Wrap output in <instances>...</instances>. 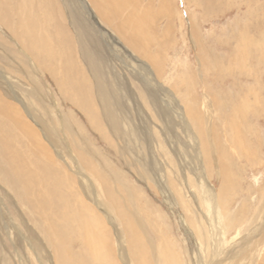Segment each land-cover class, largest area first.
<instances>
[{"label":"rangeland","instance_id":"374dc122","mask_svg":"<svg viewBox=\"0 0 264 264\" xmlns=\"http://www.w3.org/2000/svg\"><path fill=\"white\" fill-rule=\"evenodd\" d=\"M26 1H28L27 5L33 6V10L43 19L42 24L39 26L40 29L45 30V32L43 30L45 38L49 41H46V44L49 46L51 43L49 47H53L51 52L53 49L58 51H53L55 56L52 57V60L43 62L47 73L41 77L44 83L48 84L47 90H49V93L55 94L53 97L56 104L53 105L51 102L44 101V104H42L36 97L30 96L27 91L35 88L36 82L31 80L28 84L29 80L25 77V74L18 72L17 68L11 66L10 59L16 57L15 50L18 49V46L12 40L14 36L16 37L14 32H16L17 23L19 24V30L25 32V34L16 39L27 49V40L32 38L28 34L30 33L29 28L18 22L22 17L21 14L18 15L20 16L19 19L16 18L15 10L21 0H0V70L7 74L9 82L16 90L18 89L19 93L22 88H26V91L23 92L22 90L20 95L24 100L28 99L26 103L30 106L29 108L33 106L36 110H41V112L39 111L41 114L40 120H47L51 117V120L54 118L59 123V120L64 117L65 120H71L73 123L72 132L66 129L63 130L62 124H60L58 130H61L57 133L61 138L57 140V146L53 148L49 145L50 149H41L39 157L40 160L49 163L47 165L49 166V173L55 174L59 178L61 188L56 193L57 197H66L75 208L84 211L85 219H87L89 225H92L90 234H95V236L90 237V242L95 247L92 249L97 250L95 246L97 245L101 253H106L112 259L115 260L116 258L121 263V257H123L128 262L130 260V264H132L133 249L126 237V229L118 219L119 214L116 212L118 206L115 204L117 201L123 206H129L131 203L135 204L136 202L137 207L143 210L144 217L148 216L152 222L162 224L165 229L163 231L171 238V241H174L173 243L178 246L182 244L180 241L183 237L181 224L186 222L189 225V222L195 218V211L193 192L187 191L188 194L185 195L184 192L186 193V191L178 193L172 188V185L179 181L177 168H179L178 164L180 162L183 169L182 180L188 181L190 188L196 192L197 204L195 206H200L207 216L215 217L216 228L222 238L223 252L226 253L223 260H220L221 263L264 264V62H260L257 58L260 56L259 46L262 45V42L264 43V0H220L221 2L219 0H169L164 8L161 7L163 0H136V2L135 0H116L121 4L125 3V9L123 8L125 17L131 11L137 13L138 16L141 13L147 16L150 9L155 14L152 16L151 21L155 43L152 48L153 59L149 63L152 65L153 77L158 84L150 76L149 78L154 86L151 90H155L153 94L156 93L157 97L163 99L159 102L161 107H167L165 103L167 98L173 103L176 100L180 106L178 108L182 113V118H179L174 112H170L168 117L161 115L163 117L161 118L158 113L159 106L157 104L156 106L153 105V97L148 90L149 88L144 86L140 80L141 67L128 55V51L139 60L142 59L140 56L143 55L133 53L128 48L127 40L102 20L92 0H83L85 4H81L78 0L73 4H77L78 8L80 7L82 18L87 24L93 25L96 22L98 29V32H96L103 39V54L107 58L109 56L106 61V73L111 80V84H114L117 78L122 83L127 84V91L133 97V99L125 98L126 105L132 106L129 115L134 116V113L137 114V110L133 106L136 103L145 117L150 146L145 141H138L136 136L129 134L128 130L131 129V122L124 123L123 133L118 134L112 131L109 125L105 124L104 120L100 118V114L98 117L96 116L97 109H99L97 108L99 105L95 95V78L97 74L81 56L77 44V34L68 11L72 6L71 1ZM137 8L139 9L136 10ZM45 12L50 13L49 18ZM4 13H8L7 19L1 16ZM23 15H25V12H23ZM140 16L142 17V15ZM118 21H122V19L120 18ZM61 28L63 34H60ZM192 32L195 33L197 44L192 41ZM106 33L108 36H104ZM108 38H110L111 45ZM261 39L262 41H259ZM89 43L95 49L94 44ZM239 45L244 53L241 65L236 69L237 72L232 68L233 73H235L233 74L224 69V65H226L227 58L231 57L232 60L234 57L232 53L237 48L239 49ZM6 52L7 55H11L10 58L6 56ZM16 52H19V50H16ZM32 53L34 54V52ZM199 59L204 62L203 70ZM219 59L225 60V62L220 61V64L223 65L222 69H224L225 77H218L214 74L216 69L214 61ZM6 62L7 65L5 66ZM19 62L14 64L21 66V71L30 74L31 66L24 64L22 61ZM71 63L75 66L72 69L76 72L73 73V76L76 77L71 78L73 82H69L64 87L62 78L69 74L67 66L69 67ZM50 66L51 68H49ZM227 66L232 67V62ZM62 69H64V73L61 72ZM75 69H78V71ZM59 82L60 84H58ZM74 82L77 84L88 83V91L86 92L88 95L85 102L91 103L88 108L91 112L96 111V113H93L96 116L95 121L85 114V109L77 102V99L80 100L81 96L75 97L79 84L74 85ZM0 84L2 85L0 86V98L3 100V102L0 101V105L7 102L13 105L17 104L19 108L18 102L6 95L8 93L7 86L3 83ZM157 86H161L163 90L156 89ZM70 87L73 88L70 89ZM252 88L257 96L245 97V93ZM67 89L70 93L67 92ZM205 95L208 96L210 101L213 98L212 96L216 95L218 101L220 100L218 102L219 106H217V114H214L217 117L214 116L212 120H207L208 116L203 107ZM242 95L254 102H251L252 106H249L248 103L249 107L244 108L243 112L239 113L231 109L233 105L230 99L235 96L234 98H238L240 101ZM73 97L75 100H73ZM196 97H198V103L195 102L194 105ZM83 102L81 103L83 104ZM191 105L193 107L200 106V111L204 117V127L207 131L209 130V138L213 143L211 148L215 153L214 158L207 159L205 156L204 151L206 152L207 148L210 147L209 138L198 128L201 124L195 120V114L190 110ZM44 106L49 107L50 111L48 110V112L50 113L45 110ZM240 107H242V104H240ZM3 109L5 115L1 113L4 111H0V131L7 130L10 132L12 130L11 134H13L12 137H5L7 141L4 140L3 142H9V144L11 142V148L17 149V153L20 155H26L22 157V162H26L29 169L27 168V173L20 172L11 163L5 164V162H12L13 153L9 154L5 150L0 151V156L2 155L0 157V264H82L81 261H84V256L80 258L78 254L83 253L82 255H85V249L87 248V245L85 248V245L83 246L81 243L82 238L79 239V242H73L67 235L62 241H57L55 239L50 240L48 235H45V228L47 225H52L57 212L54 213L55 211L49 205H44L43 208L47 210L41 213L39 210L42 205L39 204L40 196L44 195L42 192L45 190L48 193L47 178L52 179V177L45 173L46 178L40 177L43 180L39 179L42 181L39 183L40 181L35 180L38 174L32 176L31 172L34 171V168L31 162H36V160H32L35 156L33 155L34 152H31L34 149L29 144L30 139L28 140L27 137L21 135L24 140L18 137L21 131L19 124H17L15 118L6 116L9 112L8 108L3 106L0 110ZM88 109L85 110L87 113ZM195 110L199 111V108ZM10 111V113H13V110ZM16 111H18V114L20 113L18 109ZM61 115L64 116L61 117ZM228 117H231L228 123L232 124L234 122L235 124L233 128L227 126L230 124H226ZM170 118L173 119L176 126L181 128L174 127L171 130L168 127L171 124ZM29 122L32 123V120ZM184 124L188 125L187 128L190 127L187 129L189 131H184ZM41 132L39 128L40 137L37 136V140L40 139L43 142L42 135L44 134ZM161 132L165 133V136L168 135V137L166 136L167 139L171 138V143L174 145H169V140L163 134L161 135ZM173 134L175 135V141L172 139ZM189 138L195 139L193 142L197 146L199 145L197 150L193 148L194 144L191 145L192 141L190 140L191 144L186 145L188 149L180 147L179 152L180 150L181 152H178V159L169 153L170 147L175 146L177 141L180 143L187 141L188 143ZM162 143L165 144V148ZM160 144H162V147ZM149 147H151L150 150ZM222 147L225 148L226 154L220 156L221 151H223ZM49 154H52V156H49ZM194 156H205V161H202V159L201 161H195ZM48 158L53 159L50 161ZM218 158L222 161L218 162ZM150 160L156 165L153 168L159 167L167 170L164 182L173 190L174 194L170 195L171 198L166 195V199H171V203L168 200L166 201L165 194L159 187L160 182L156 184L153 181L154 172L147 171V175L144 174L146 169L143 167V161L149 162ZM164 173L161 174L162 177ZM19 176L31 180V187H24L26 183L25 181L19 182ZM34 180L35 182H32ZM206 191H210V199L205 197L208 196ZM30 192L32 194L29 196ZM33 211L36 213L35 215L32 213ZM30 228L43 240L42 244H45L47 253L46 251L44 253L36 251L33 248L27 231ZM21 235L23 237L22 241L19 240ZM176 249L181 252L182 259H184V249L180 250L177 247ZM83 250L85 251L83 252ZM45 255L48 256V259ZM217 256L221 255L218 254ZM93 257L91 256L92 264L95 261ZM102 261L100 259L96 263L99 264L100 262L102 264ZM105 262H107L106 259ZM113 263L115 262L113 261ZM121 264H124V262ZM183 264L189 263L185 260Z\"/></svg>","mask_w":264,"mask_h":264},{"label":"bare ground","instance_id":"6f19581e","mask_svg":"<svg viewBox=\"0 0 264 264\" xmlns=\"http://www.w3.org/2000/svg\"><path fill=\"white\" fill-rule=\"evenodd\" d=\"M70 1H71L72 6H70V10H68V11L72 17L73 28L77 34V44L79 45L81 56L83 57V60L86 62V64H89L90 67L93 68L95 70V73L97 74V77L95 78V82H96L95 83V88H96V90H95L96 94L95 95L97 96V99H98V100L96 99V101H98L97 104L99 105V107H97V108H99V109L96 108L97 113H96V111H94L96 113V116L98 117L100 114V116H101L100 118H102V120H104L105 124L109 125V128L118 134L123 133V131H124L123 130V124L124 123L131 122V124H130L131 129L128 130L129 134H131L132 136H136V139L138 141H145L148 144V146H150L149 145V141H150L149 133L146 132L147 129H146V124H145V117L143 116L142 112L139 110V107L136 103H134L133 106L137 110V114L134 113V116L129 115V113L131 112L132 106L129 107L126 105L125 98L128 97L130 99H133V97H132V94L129 91H127L128 90L127 84L122 83V81H120V79H118V78L114 84H111V82H110L111 80L108 77V74L106 73V61H107V59H109V56L107 58L103 54L104 53V51H103V49H104L103 39L97 33L98 29H97L96 22H94L93 25H91L90 23L87 24L84 21V19L82 18L80 7L78 8L77 4L73 5L75 2H78V0H70ZM114 1H116V0H92V2L96 5V7L100 13L102 20L109 27H111L114 31H116L121 37H124V39L127 40L128 48L133 53H136V54L141 53L143 55V56H140L142 59L139 60L138 58L131 55V53L128 51V55H130V57L132 59H134L138 63V65L141 67L140 70H141L142 75L140 76V80L142 81L144 86L149 88L148 90H149L150 94H152V97H153V99H152L153 105L156 106V104H157L159 106L160 110H158V113L160 114V116L162 115V116L168 117L170 112H174V113H176V115L179 118H182V113L179 111V108H178L179 104H178V102H176V100H175V103H173V102H171L170 99L167 98V99H165V103H166L167 107H161L159 105V102L163 99L157 97L156 93L153 94V91H155V90H151V88L154 87L152 80L156 84H158V82L153 77V70L151 68L152 65L149 63V61L151 59H153L152 48L154 47L153 44L155 43V41H154L155 38H154L153 32L151 30L152 29V26H151L152 16H154L155 14H153L151 9H150L147 12V16L145 14L141 13L140 14V15H142V17H141L140 15L138 16L137 13H136L137 14L136 15L135 13H132V11H131V12H129L127 17H125L126 15H123L124 9H125V7H124L125 3L121 4L120 2H117V1L114 2ZM135 2H136V0H135ZM167 2H169V0H163V2L161 3L162 4L161 7L164 8L167 5ZM27 3H28V1L21 0V2L18 3V8H16V10H15V14H16V18H18V19L20 17L18 15L21 14L22 17L20 18V21H18V22L23 24V25H26L27 28H29L30 33H28V34H29V37H32L31 38L32 40L31 39L27 40L28 49L26 48V46H24L23 44H21L17 40V39H19L18 37H20L22 34H25V32H23L22 30H19V24L17 23V26H16L17 29H16V32H14L16 37L14 36L12 38V40H13V43L18 46V49L16 48V50H19V52H16V50H15V53H16L15 56L16 57L12 56L13 59L12 60L10 59V63H11L12 68L13 67L15 69L17 68L18 72H22L25 74V77L29 80L27 82L28 84L31 80L36 82L35 83L36 86L33 84L35 86V88H32L31 90L29 89V91H27L30 93V96L32 95L33 97H36V99L39 102H41L42 104H44V102H51L54 105V104H56V100L53 97V95H55V94L52 95L51 93H49V90H47L48 84L47 83L45 84L41 77H43L45 75V73H47V69L44 66L43 62H49V60H52V57L55 56L54 52H56L57 50L54 51V49H53L51 52V49L53 47L52 48L49 47V46H51L50 45L51 43L49 44V46H48V44H46L47 39L45 38L46 37L45 33H44L45 30L40 29V26H39L42 24L43 19L40 18L39 15L33 10V6H30V5L28 6ZM80 3L82 4V3H84V1L80 0ZM130 3H129V5H130ZM8 4H10V3H8ZM133 6H134V4H133ZM139 8H137L136 10H138ZM18 12H20V13H18ZM23 12H25V15H23ZM139 12H140V10H139ZM49 14L46 13V16L48 18L50 17ZM1 16L4 19H7L8 13H4ZM258 17H260V16H258ZM120 18L122 19V21H118ZM123 18H125V19H123ZM115 20H117V21H115ZM2 21H5V20H2ZM114 21L117 22V24H115ZM59 22H60V20H59ZM191 24H193V23H191ZM43 30H44V32H43ZM61 33H62V28H61L60 34ZM263 35H264V32H263ZM263 35H261V36H263ZM104 36H108V34L106 33ZM60 37H62V36H60ZM231 37H233V36H231ZM109 39L110 38H108V40ZM232 39H234V38H232ZM192 41H194V43L197 44V40H196L194 32H192ZM229 41L235 42L233 40H229ZM259 41H262V39ZM47 42H49V41H47ZM63 42H62V44L65 43V42L64 43ZM89 42H92L94 44L93 46L95 49H93L90 46ZM109 42H110V40H109ZM58 43H59V41H58ZM109 44L111 45V42ZM261 44L262 45L259 46L260 56L258 54H256L257 56H259V57H257V56L256 57L260 60V62H264V43L262 42ZM237 45H238V43H237ZM65 46H66V44H65ZM239 49L237 48V50L232 53V55L234 56V57L232 56L233 57L232 60H231V57L226 59V65H224V69L228 70L229 72L233 73V69L237 72L236 69L238 68L239 65H241V59H242V55L244 52H243L240 45H239ZM32 52H34V54L35 53L36 54L34 55ZM7 54L8 53L6 52V56H8L10 58L11 55L10 54L7 55ZM72 54H74V53H72ZM138 55H140V54H138ZM253 55H255V54H253ZM68 56H70V55H68ZM236 56H237V58H236ZM71 57H69V58H71ZM75 58H76V56H75ZM214 59H217V58H214ZM13 60L15 62H19V60H20V62L22 61L24 64L31 66V71H30L31 73L29 74V73H25V72L21 71L22 67L19 65H15L14 64L15 62ZM199 61H200L201 68H202L204 65V62H202L201 59H199ZM220 61L225 62L224 59H219V60L214 61V64L216 66V69L214 70V74H216L218 77H225L226 75L223 72L224 69H222L223 65L220 64ZM231 62H232V67L227 66L228 64H231ZM4 65L6 66L7 62ZM67 65H68V63H67ZM2 67H4V66H2ZM72 67L73 68L75 67V66H73L72 63H71V65H69V67L67 66V68L69 70L65 67L69 71V74L65 73L66 76L64 78H62V85H64V87L66 84H69V82H73L72 79L76 77L75 75H74L75 77L73 76V73H76V72L74 71V69H72ZM217 67H219L220 69L218 70ZM25 68L27 69L26 66H25ZM49 68H51V66ZM59 69H57V70H59ZM202 70H203V68H202ZM204 70L209 71L207 69H204ZM239 70H241V69H239ZM55 71H56V69H55ZM63 71H64V69H62L61 72H63ZM76 71H78V69ZM110 73H111V71H110ZM207 73H209V72H207ZM240 73H242V72H240ZM233 74H235V73H233ZM54 75H56V74H54ZM202 75H203V73H202ZM61 76H63V75H61ZM150 76H151L152 80H150V78H149ZM52 77H53V75H52ZM11 78H12V76H11ZM78 78H79V76H78ZM115 78H116V76H115ZM75 82H76V80H75ZM75 82H74V85L77 84ZM0 83H3V85L5 84V86H7L6 90L8 93L7 94L5 93V94L9 98L12 97L15 100V102H18V104H19L20 109L17 107V104L13 105L11 103L9 104L7 102H4L2 105H0V109L3 106L5 108H8L9 112L7 113V111H6V113H7L6 116L11 117V118H15V121L17 122V124H19V129L21 131L19 132L18 137L21 138V136H22V137H27L28 140L30 139L29 144L34 149L31 152L32 153L34 152L33 155L35 156V158H32V160L33 159L36 160V162H31L32 160L30 161L33 165V168H34V171L31 172L32 176L35 174H38L35 177L36 181L37 180L40 181L39 180V179H41L40 177L46 178L45 173H47V175H50L52 177V179L47 178L48 179V187H47L48 193H46L45 190L42 192V193H44V195L40 196V204H39V205H42V206H40V210H39V211H41V213L46 212V210H47V209L43 208L44 205H49L51 208H53V211H55L54 213L57 212L56 218H55L56 220L54 219V221L52 222V225L51 226L47 225V227L45 228V231H46L45 235H48L50 240L55 239L57 241H62V239L66 238L67 235H69V239L71 238V240L73 242H75V241L79 242L80 241L79 239L82 238L81 243L83 244V246L85 245V248H86V245H87V248L85 249L86 250L85 255H82L83 253L78 254L80 256V258H81V256H84V261L83 260L81 261V262H83L82 264H92L91 256H94L93 257V259H95L94 264H97L96 262L100 259L103 260L101 262L102 264H121L122 262H124V264L125 263L130 264V260L128 262L127 260L123 259V257H121L122 262L120 263L116 258H115V260H116L115 261L111 257L107 256L106 253L105 254L101 253V250L97 245H95L97 247V250L95 249L96 251L94 249H92L94 246L90 242V237L95 236V234H93V233L90 234V230L92 229V225L91 224L89 225L87 219H85L84 211L82 209L75 208L66 197H64V196L57 197L56 193L61 188L59 178L57 175L49 173V166H47L49 164L48 162H44L42 159L40 160L39 151H41V149H43V150L50 149L49 145L53 148H55L57 146L56 142H57V140H60V138H61V136L57 133V131L61 130V129L58 130V127L60 126V124H62L63 130L66 129V130H69L70 132H72L73 123L71 122V120H65L63 117L64 115H61V117H63V118L59 120V123H57L54 118L51 120L50 119L51 117L50 118L47 117L48 118L47 120L46 119L40 120L41 110H39L40 111L39 112L38 110L33 108V106L31 108H29L30 106H28V104L26 103V100H28V99L24 100V98L20 95L22 90H23V92L26 91V88H22L20 93H19L17 91L18 89L16 90L13 87V85L11 84V82H9V77L7 76V74L2 72L1 70H0ZM58 84H60V82ZM87 85H88V83H86V82L80 83L78 85L79 89L77 90V93L75 95V97L81 96L80 100L77 99V102L79 104H81V106L85 110L88 109L89 106L91 105L90 102L89 103L85 102L86 101L85 98L88 95V93H86L88 91ZM0 86H2V85L0 84ZM40 86L41 87L44 86V87L41 89ZM19 87H21V86H19ZM73 87H75V86H73ZM73 87H70V89H72ZM28 88H31V87H28ZM155 88L163 90L161 88V86H157ZM3 89H4V87H3ZM242 89H243V87H242ZM63 92H65V91H63ZM67 92L70 93V91L68 89H67ZM41 94H42V96H40ZM245 94H246L245 97L246 96L248 97L250 95L255 96V97L257 96V93L254 91L253 88L250 89ZM24 95H26V94H24ZM237 96H238V94H237ZM212 97L213 98L211 99V101H210V99H208L207 95H205L203 98V107L205 109L206 115L208 116L207 120H210V119L212 120L214 116L217 117V115H214V114H217V110H218L217 106H219L218 102H220V100L218 101L217 95L212 96ZM233 98L230 99V102H232V105H233L231 109H233L239 113H242L244 108L252 106L251 102H254L253 100H249V98L248 99L244 98L243 95H242V97H240V101L238 100V98L237 99L234 98L235 100ZM71 99H72V96H71ZM73 100H75L74 97H73ZM0 101L3 102V100L1 98H0ZM4 101H6V100H4ZM238 101H239V103H238ZM81 102H83V104ZM195 102L198 103V97H196V100L194 101V105H195ZM211 103H213V104H211ZM248 103L250 104L249 106H248ZM0 104H1V102H0ZM240 104H242V107H240ZM75 105H77V103H75ZM35 107H37V106H35ZM76 107H78V106H76ZM39 108H41V107L39 106ZM44 108L48 112L49 107L44 106ZM196 108L197 109L199 108V111H196L195 110ZM17 109L20 112L19 114L17 113L18 111H16ZM32 109H34L35 111H33ZM10 110H13V113H10L11 112ZM85 110H84L85 114H87L89 116V118H91L93 121H95L94 118H96V116L93 115L94 112L93 111L91 112V110L88 109L87 110L88 113H87ZM190 110H191V112H194L195 120H197L201 124L200 127H198V128L201 129V132L205 136H207V138H209L210 132H209V130L207 131L206 128L204 127V117L202 116V112L200 111V106L198 105L197 107H193L191 105ZM0 111H4V109L0 110ZM14 111H15V113H14ZM219 112H222V111H219ZM1 113H4V115H5V111L1 112ZM42 113H44V112H42ZM48 113H50V112H48ZM12 114L15 115L16 117L13 116ZM239 115H238V117H239ZM162 116H161V118H163ZM230 118L231 117L227 118L226 124H230V122L228 123ZM30 120H32V123L29 122ZM61 121H62V123H61ZM93 121H91V122H93ZM8 123H9V121H8ZM33 125H35L36 127ZM227 126L233 128L235 126V124H234V122H232V124L227 125ZM168 127L171 130L174 127L181 128L180 126H176L174 124L173 119H171V124H169ZM187 127H188L187 124L183 125V129L186 132L189 131L187 129L190 128V127L189 128H187ZM39 128L42 131L41 133L44 134V135H42L43 142L40 139L37 140V138H38L37 136H39ZM11 131L12 130H10V132L7 130L0 131V151L5 150V151L9 152V154L13 153L12 158H11L12 162H5V164L11 163V165H13L15 168H17L18 171H20V172L23 171V172L27 173V168L29 165L27 166L26 162H22V157H25L26 155L25 156L20 155L19 153H17V149L14 150L13 149L14 147L11 148V146H10L11 142H10V144H9V142H3L5 140V137H8V136L12 137L13 134H11ZM162 134L167 139L168 135H166L167 136L166 137L165 133L161 132V135ZM174 137H175V135L173 134L172 139H174ZM215 137H216V135H215ZM22 140H24V139H22ZM167 140H169V145L173 144V143H171V138L167 139ZM190 140L192 141V144H191ZM194 140L189 138L188 143H187V141L186 142L182 141L180 143L179 141L176 140L177 141L176 145L170 147L171 150H169V153H171V155L173 157L175 156V158L178 159V157H179L178 155L181 152V150L179 152L180 147L181 148L185 147V149H188V146L186 148L187 144L188 145L194 144V147L193 146L192 147L195 150H197L199 145L197 146L193 142ZM5 141H7V140H5ZM174 141H175V139H174ZM208 142H209L210 147L207 148L206 152L204 151L205 156L207 159H209L211 157L214 158L215 153L213 152V150L211 148V144H213V143L211 142L210 138L208 139ZM216 143H217V141H216ZM162 144H160L161 147H162ZM218 144H219V142H218ZM204 145H206V144H204ZM163 147L165 148V144H163ZM223 147H225V146H223ZM223 147H222L223 151H221L222 154L220 156H223L224 153L226 154L225 148H223ZM150 149H151V147H149V150ZM222 149H220V150H222ZM2 153H3V151H2ZM49 156H52V154H49ZM205 156H194V160L195 161H199V160L201 161V159H202V161H205ZM221 158H223V157H221ZM52 159L53 158H51L49 160L52 161ZM221 161L222 160L221 159L219 160V158H218V162H221ZM143 162H144L143 167L146 169L144 174L147 175V171L152 172V173L154 172L153 177H152L153 181L156 184L160 182L159 187L162 190V192L165 194V199H166V195L169 198H171L170 195L174 194V192L164 182L165 181L164 177L166 175L167 170H164V169L159 168V167L153 168L156 165H154V163L151 160L149 162H147V161H143ZM178 165H179V168H177L178 169L177 178L179 181H177L174 185H172V188L178 193H182V192L186 191V193L184 192L185 195L188 194L187 191H190V193L193 192V196H194V198H193L194 204L193 205H194V211H195V214H194L195 218L193 219V221L189 222V225L186 222H184V223L182 222V224H181L182 225L181 226V229H182L181 232H183L182 235L184 238L182 237V239H180L182 244H179V246L176 245V243L174 244L173 243L174 241L172 242L171 238H169V236L166 235L165 231H163L165 229L162 227V224L154 223V222H152V220L148 216H145V217L143 216V210L140 207H137L136 202H135V204L131 203L129 206H123L119 201L116 200L117 202L115 204L118 206V207H116V212L119 214L118 219L120 222H122L121 225L125 227L126 233H127L126 237H127L128 241L131 245V248L133 249L132 250L133 255H131L132 264H183V261L185 262V260L189 264H224L225 263V262L221 263V261H220V260H223V258L226 256V253L223 252L224 247L222 244V238L219 236V232L216 228L215 217H212L210 215L207 216L200 206H195V204H197L196 192L190 188V184L188 181L182 180V178H183L182 177L183 176L182 175V171H183L182 164H180V162H179ZM163 172H165V173H164V176L162 177L161 174ZM11 173H12V171H11ZM17 173H19V172H17ZM42 173H44V175H42ZM144 174H142V175L144 176ZM21 176L18 177V181L19 182L25 181L26 186H24V187H31V182H30L31 180L29 181L28 179H23ZM149 177H148V180H149ZM35 180L32 182H35ZM41 180H43V179H41ZM41 182L42 181H40L39 183H41ZM45 182H47V181H45ZM177 183H178V185H176ZM43 187H44V185H43ZM40 188H42V187H40ZM206 193L208 194V196H205V197L207 199H210L211 198L210 191L209 192L206 191ZM31 194H32V192H30L29 196ZM167 200L169 203H171V199H166V201ZM113 202H115V200H113ZM140 202H143V201H140ZM112 205H113V203H112ZM113 206H115V205H113ZM121 208H122V210H121ZM32 213H34V215L36 214L34 211ZM49 223H50V221H49ZM27 231L29 233L28 236H29V239L31 241V244L33 245V248L36 251L38 250V251H41L43 253L46 251V253H47L48 252L47 248H46L45 244H42L43 240L40 238V236L38 234H36L34 231H31V228L29 230L27 229ZM22 239H23V237L21 235L19 240L22 241ZM120 246H121V244H120ZM176 247L179 248L180 250H182V248L184 249V251H183L184 259H182L183 256H182L180 251L178 252ZM85 250H83V252ZM89 253L91 254V256ZM218 254L221 256L218 257L217 256ZM45 256L48 259V256L47 255H45ZM214 258H216V259H214ZM105 259L107 262H105ZM77 261L79 262L78 259H77ZM113 261L115 263H113ZM99 264H100V262H99Z\"/></svg>","mask_w":264,"mask_h":264}]
</instances>
